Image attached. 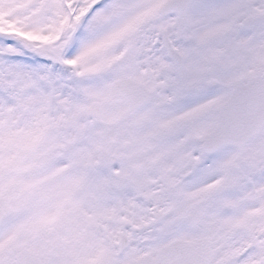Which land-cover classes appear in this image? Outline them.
<instances>
[{
	"label": "snow or ice",
	"instance_id": "6c2138e0",
	"mask_svg": "<svg viewBox=\"0 0 264 264\" xmlns=\"http://www.w3.org/2000/svg\"><path fill=\"white\" fill-rule=\"evenodd\" d=\"M0 264H264V0H0Z\"/></svg>",
	"mask_w": 264,
	"mask_h": 264
}]
</instances>
